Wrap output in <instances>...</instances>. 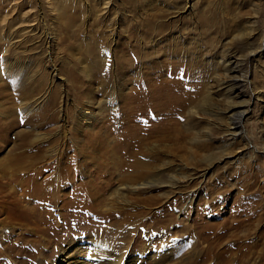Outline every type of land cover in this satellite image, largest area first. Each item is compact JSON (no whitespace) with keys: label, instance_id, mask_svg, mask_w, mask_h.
Instances as JSON below:
<instances>
[{"label":"rangeland","instance_id":"374dc122","mask_svg":"<svg viewBox=\"0 0 264 264\" xmlns=\"http://www.w3.org/2000/svg\"><path fill=\"white\" fill-rule=\"evenodd\" d=\"M172 68L197 86L194 113L176 93L145 132L128 127L131 80ZM23 103L33 111L17 119ZM134 105L130 116L146 114ZM3 122L0 244L16 248L0 264H49L82 237L135 264H264V0H0ZM35 181L47 193L29 200ZM100 182L136 188L119 203L128 211L73 212L77 190ZM37 202L44 214L20 208ZM119 225L132 231L120 245Z\"/></svg>","mask_w":264,"mask_h":264},{"label":"bare ground","instance_id":"6f19581e","mask_svg":"<svg viewBox=\"0 0 264 264\" xmlns=\"http://www.w3.org/2000/svg\"><path fill=\"white\" fill-rule=\"evenodd\" d=\"M133 52H134V50H130L131 54H133ZM174 52H176V50H174ZM221 53L223 54V51ZM251 53L255 54V51H252ZM225 56L221 58V60H222L221 62L230 61V59L232 58L226 54H225ZM235 60H237V59H235ZM132 61H133V58H132V56H130L128 58V63L132 64ZM238 62L239 61L237 60V63ZM226 69L229 70L228 68H226ZM172 72H173V68L169 69L168 71L167 70H156L155 72H153L152 77H148L147 75L144 74V75H140V77L138 78L139 80H137V79L131 80V83L136 84V85L135 86L132 85L133 86L132 88L129 87L130 90L128 91V117H131L130 119L128 118V127L131 125V123L133 121L135 123L141 122L142 126L141 125H138V126L144 127L143 131L145 132V129L148 128V126L150 127L151 124L155 123L154 120H157L156 118L160 117V116L158 117V115H157L158 113L154 112L155 110L161 111V110H159L160 108H157L156 106L158 104L161 105L162 103H166V101H168V100H171L168 102L177 101L178 100L177 98H179L178 95H180V94L185 96L184 101L180 100L181 97L179 98V100L181 102L180 105L183 106L186 110H188L189 113H194L193 109L190 106H192L191 104L196 99L195 95H194V93H192V91L195 88L197 89V86L192 85V86H188L187 88L183 87V88H185V89H183L182 85L180 83V77H179L180 73L177 76V72H173V73ZM166 73H171L170 75L174 79L173 80L171 79V81H168V79L166 77H164V75H163ZM132 76H134V75H132ZM183 78H184V76H183ZM183 78H181V79H183ZM171 84L174 86H171ZM194 86H195L194 89H190V88H193ZM196 89H195V91L197 94L198 91ZM176 93H178V95ZM43 98H44V96H42V97L40 96V97H38V99H36V102L33 100L32 103L34 104L37 102H41L42 100H44ZM175 98H176V100H174ZM46 103H47V101L44 100V102L42 103L44 105V107H45ZM29 104L25 105L23 103V107L17 109V111L13 114V115H15V118H17V113H19V110L24 113L22 118H25L26 115L31 114V110L33 107H30ZM136 104H137V106L142 108V110L147 109L146 110L147 112L145 111L146 114L143 113L144 115H142V112H144V111H136L138 113L135 114V116L134 115L130 116L132 114L131 113L132 112V106L134 105L136 107ZM166 104H168V103H166ZM31 106H33V105H31ZM153 106L155 107L154 109H153ZM163 106L165 108V105H163ZM230 107H233V105H230ZM244 111H246V110H244ZM244 111L238 112L237 117L234 118L233 120H230V125H233V127H234V130H232V132H231L232 134L238 133V132H236L237 130H241V128H242L241 117H242ZM80 112H82V111L80 110ZM168 112H169V110H168ZM84 115L85 116L87 115L88 118L86 120L89 122L91 119H93V115L91 113L90 114H84ZM114 116H116V113ZM141 123H139V124H141ZM5 124H7V123H4V122L0 123V126H3ZM138 126L136 125V127L140 129V127H138ZM41 138L42 137H40V139ZM44 166L46 167V165H44ZM75 167H77V166L74 164L72 166V168L75 169ZM47 168H48V166H47ZM122 168L126 169V168H128V165H126V167L123 166ZM31 177H33V176H31ZM169 179H170V184H171L170 186H171V188H173L175 186V183H176L175 178H174V176H170ZM61 181L62 182H68L67 179H65V178L62 179V177L60 178V182ZM106 184L107 183L103 184L102 182H100L99 185L91 188L90 192H85V191H83L84 189L77 190L76 194L79 195V197H76L77 195H75V197H73V199H72V203H74L73 209L75 210V211L73 210V212H77V214L85 212V216H86L89 214H93L94 212H98L99 208H100L101 210L103 209V214L97 213V216L99 218H102L104 221L105 218L107 219V218H109V216L122 215L123 210L128 211L126 208H124L125 206H123V205L119 206V203L120 202H126V198H125V194H124L126 189L133 191L136 188L133 186H130V185H128V186H121L120 185V186H117L115 188H112L109 191ZM159 184H160L159 178H153L152 182L143 183V185H146V187L157 186ZM28 189H29L28 191H30L32 193V194L30 193L32 196L28 197V199L34 200V199H36V196L38 197L40 195H44V193L46 194L48 188H46V185L44 183H42V181L41 182L35 181V183H31L30 186H28ZM10 190L12 191V189H10ZM108 191H109V194H107V196L104 199H101L100 197L104 196V192H108ZM9 193H10V191H9ZM26 193H28V192H26ZM81 193H83L84 196L81 195ZM40 203L43 204L44 202H40ZM40 203L37 202L36 206H34V207L22 205L20 208L23 207L24 211H27V212L29 211L28 213H31L32 215L33 214L34 215H36V214L41 215V214H44V211H42V210L38 211V208L42 207L39 205ZM118 208H121L122 210L121 211L117 210ZM99 215H101V216H99ZM83 218H84V216H83ZM102 222H99V223L101 224ZM95 225H97V223ZM119 226L120 227L117 228V231H119L118 235L120 234L121 240L123 241V242H118L120 245V244H124L125 242H128V238H129L130 234L132 233V231L131 230L128 231L127 226L126 227L123 225L122 226L119 225ZM91 227L94 228V226H91ZM5 228L10 229V227L7 226L6 224H0L1 234L4 232L3 230ZM2 235H4V233ZM93 236H95V235H93ZM3 238H4V236H0V240ZM20 241H21V239L20 240L18 239V242H20ZM99 242H102V241H100V240L96 241L95 238H92V237H89V238L82 237V238H78V239H72L65 244L66 246L64 245V246H62V248H60L58 256L54 260H52L49 264H135V262L138 261V257H136V258H134V257L129 258L128 257L129 259L126 260V257L121 256V254H113V252L111 250L112 248L109 246V245L113 244V241H111V240H110V242L105 241L109 245H107L104 241L102 242V244H100ZM89 243H91L92 246H89L88 245ZM0 247H2V243L0 244ZM10 247L16 248V245L11 244L8 246H3L2 248H0V251L1 252L4 251V253H5L6 250L10 249ZM140 250H138L139 254L144 255V250H142V249H140ZM126 253L128 254L127 250L124 251V254H126ZM116 255H119V256H116ZM158 255H160L159 252L155 253V255L152 256V259L157 258ZM144 258H145V256H144ZM147 258H150V257H147Z\"/></svg>","mask_w":264,"mask_h":264}]
</instances>
